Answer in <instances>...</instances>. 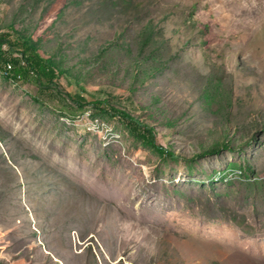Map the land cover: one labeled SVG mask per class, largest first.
<instances>
[{
  "label": "rangeland",
  "instance_id": "rangeland-1",
  "mask_svg": "<svg viewBox=\"0 0 264 264\" xmlns=\"http://www.w3.org/2000/svg\"><path fill=\"white\" fill-rule=\"evenodd\" d=\"M0 35L59 71L0 72V264H264V0H0Z\"/></svg>",
  "mask_w": 264,
  "mask_h": 264
},
{
  "label": "trees",
  "instance_id": "trees-1",
  "mask_svg": "<svg viewBox=\"0 0 264 264\" xmlns=\"http://www.w3.org/2000/svg\"><path fill=\"white\" fill-rule=\"evenodd\" d=\"M10 36L8 35H0V72L4 73L8 79L22 82L27 80L30 75H35L37 77V81L43 87H48V85L54 84V81L59 71L55 67L53 61L51 59L44 58L39 52L35 44L31 43L29 40L24 39L23 50L18 55L20 58L9 57V55L13 52L16 53L15 47L19 46L17 43H11ZM5 45H10V49L4 51L3 47ZM18 54V53H17ZM25 62V65L22 62ZM11 68L12 71L3 69ZM18 75L22 76V81L18 77ZM45 82L48 84L46 85ZM94 106H97L98 109H101L104 105H109L107 101H97L93 103ZM104 111H116L117 116L126 124V126L130 129V132L144 143L151 145L155 150L162 155L163 157H175L174 153L168 151L161 145L157 144L154 140V130L149 127L147 124L142 123L139 119L128 116L123 113L118 108L112 107Z\"/></svg>",
  "mask_w": 264,
  "mask_h": 264
},
{
  "label": "built area",
  "instance_id": "built-area-1",
  "mask_svg": "<svg viewBox=\"0 0 264 264\" xmlns=\"http://www.w3.org/2000/svg\"><path fill=\"white\" fill-rule=\"evenodd\" d=\"M4 51H7L8 49H5V47H3ZM23 65H25V62L23 61L22 62ZM3 69H6V70H9V71H12L11 68H4L2 67ZM18 77L20 78V81H22V76L21 75H18Z\"/></svg>",
  "mask_w": 264,
  "mask_h": 264
}]
</instances>
